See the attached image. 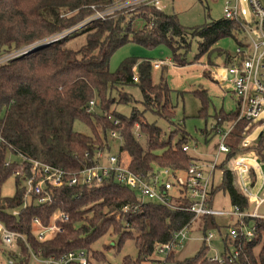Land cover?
Here are the masks:
<instances>
[{"label":"trees","instance_id":"1","mask_svg":"<svg viewBox=\"0 0 264 264\" xmlns=\"http://www.w3.org/2000/svg\"><path fill=\"white\" fill-rule=\"evenodd\" d=\"M117 1L0 0V57L18 53L0 63V136L4 139L0 142V221L21 234L18 249L7 254L25 264L31 263L30 248L41 249L46 257L85 249L90 254L91 264L92 257L102 261L105 254L92 250L91 246L108 232L118 234L119 245L125 239H134L137 258L125 257V261L142 264L158 252L159 247L172 242L175 234L193 218V213L186 209H175L139 196L136 191L116 182L113 175L93 184L68 185L66 180L96 165L100 152L116 154L119 164L139 175L162 168L185 171L191 164L201 163L183 148L189 146L184 118L175 121L173 88L167 80L162 77L154 82V62L127 57L116 71H112L110 59L128 42L146 47L165 43L172 50L174 64L185 67L190 63L186 54L195 40L198 47L195 59L204 55L210 59L216 54V63L209 60V64H218V58H222L227 66L234 62L236 51L232 54L217 43L225 37L237 40V35L243 34L242 26L235 20L222 18L186 27L176 14L144 3L118 10L105 19L92 18L96 9H105ZM83 22L82 27L62 35ZM80 34H86L87 38L82 48H68V39ZM58 36L35 51L23 53L39 41ZM242 44L244 42L239 40L238 45ZM130 86L139 87L140 99L127 90ZM194 92L201 93L204 105L210 101L207 90ZM119 105H132L131 113L119 111ZM149 114L165 120L170 126L168 131L156 120L150 121ZM206 114L202 108L200 115ZM237 116V106L230 111H216V123L210 133L223 130V125L234 122ZM76 122L86 124L91 132L76 130ZM249 122H236L227 138L231 149L218 164L223 170V180L212 187L211 204L213 195L223 190L230 196L233 206L241 211L253 208L239 192L235 174L228 168V161L239 151H255L264 161V135L250 147L239 142ZM202 133L209 138L207 127ZM116 139L120 142L114 152L111 141ZM34 161L63 169L66 180L60 186L46 183L41 193L34 190L28 193L27 180L37 170ZM10 177L15 179L16 190L14 195L4 196L2 187ZM45 195L49 200L37 201ZM183 202L186 200H177V203ZM187 205L183 203L182 206ZM61 214L68 218L59 217ZM55 216L64 231L39 241L33 228L34 218L48 225ZM198 219L205 237L209 229H220L216 215ZM232 226L238 228L240 234L236 239L224 236L222 260H211L210 247L204 239L195 255L175 260L176 247L169 251L165 262L264 264V214L234 220ZM244 227L252 228L251 239L244 234Z\"/></svg>","mask_w":264,"mask_h":264},{"label":"built area","instance_id":"2","mask_svg":"<svg viewBox=\"0 0 264 264\" xmlns=\"http://www.w3.org/2000/svg\"><path fill=\"white\" fill-rule=\"evenodd\" d=\"M247 1L252 11L253 24L246 19V11L242 8L240 0H227L224 6L223 18L239 22L243 33L247 36V41L237 46V56L234 57V62L226 66V73L230 77L233 92L237 98L238 116L234 122L230 123L228 130L217 131L221 139L215 160L210 161L206 166H202L201 163H193L185 171L177 170L174 172L169 168H162L139 175L129 167L119 164L116 154L105 155L100 152L96 156L98 159L96 165L83 169L68 180L64 178L66 172L63 169L34 161L37 170L27 180L28 193L32 190L41 193L46 183H50L52 186H60L66 180L68 185L77 183L93 184L99 183L106 176L113 175L116 182L136 191L139 196L145 199L175 209H186L192 212L193 218L190 223L204 215L228 214L233 216L235 220L243 217H261L263 214H259V209L264 206V161L255 151H239L228 161V168L235 174L237 188L253 205L252 210L241 211L237 206H234L233 211L224 212L215 209L213 204L210 203V192L213 187V184L210 186V181L213 180L215 169L219 164L218 156L220 154L227 155L230 152L231 148L227 143L230 132L236 122L239 120L253 121L258 118L260 112L264 109V0ZM143 3L162 9L161 0H118L114 5L105 9H96L92 18L105 19L118 10ZM92 8H95V6L92 5ZM57 38L59 36L50 38V40H56ZM17 54L0 57V63ZM163 64L164 61L154 62L156 68L162 67ZM174 66L176 65L174 64ZM134 79L137 80L136 76H134ZM93 103L91 101V104ZM113 135H116V133H113ZM1 141H4V139L0 136ZM183 148L189 150L188 145ZM179 199H185L186 202L183 203H188V205L184 207L182 206L183 203H177ZM47 200H49L48 195L37 199L40 203ZM59 217L65 220L68 218L62 214ZM55 218L56 216L48 225H44L39 219L34 218L33 228L39 241H45L64 231L62 225L58 224ZM190 223L175 234L172 242L159 247L158 253L167 256L172 248L178 247L186 238ZM243 232L249 239L253 236V230L250 227H244ZM239 234L238 228L235 226L229 227L227 235L231 238L236 239ZM212 237L213 234L209 232L205 237L207 243L211 241ZM19 238H22L21 234L8 229L0 221V264H25L24 261H18L7 254L9 251L16 250ZM233 252L235 255L238 254L237 250H233ZM30 253V264H91L90 254L85 249L67 251L58 257L55 255L46 257L41 249L36 251L30 248ZM216 259L222 260V257L211 256V260ZM154 264H166V262L159 259Z\"/></svg>","mask_w":264,"mask_h":264},{"label":"rangeland","instance_id":"3","mask_svg":"<svg viewBox=\"0 0 264 264\" xmlns=\"http://www.w3.org/2000/svg\"><path fill=\"white\" fill-rule=\"evenodd\" d=\"M227 0H161L162 10L169 14H176L180 23L186 27H195L205 24L210 20L222 19L224 16V6ZM242 8L245 9V17L248 22L252 23L253 15L251 8L247 0H240ZM82 24L76 28L82 27ZM253 24V23H252ZM73 28V29H76ZM72 29V30H73ZM71 30V31H72ZM71 31L63 32L65 35ZM239 40L247 41V36L243 33L237 35V40L232 37L222 38L217 45L227 50L230 53H234L238 46ZM86 34H80L73 38L68 39L66 46L74 50H80L86 43ZM198 52L197 41H193L190 50L187 52V59L190 62L186 67L179 69L174 66L172 58L171 48L161 43L154 47H146L138 42H128L118 48L110 59V69L116 71L122 60L127 57L147 58L152 62L164 61V64L160 68L152 69V76L154 82H159L164 77L168 84L173 88L171 98L176 105V117L175 121H183L184 127L189 134V153L197 158L202 166H206L210 161L215 160L218 144L220 142V135L217 131L210 133V129L215 125L216 120L214 114L221 109L229 111L236 108V99L234 98L231 89V82L220 76L222 71L226 70L224 65L209 68L213 72L212 77L206 75L209 66V60L216 63V54L210 56L204 55L199 60L195 59ZM225 80V81H224ZM226 81H229L228 84ZM207 90L210 101L207 104H203L201 93H195L194 91ZM129 92L136 99L141 98V91L137 86H130L127 88ZM207 105V106H206ZM205 108L206 115H200V110ZM132 105H119L118 110L124 114L129 115L131 113ZM148 119L150 121H157V123L164 129L170 128L169 124L161 119L156 118L154 115L149 114ZM230 123L223 125L224 130L230 128ZM208 129L209 138L203 135L202 130ZM75 129L85 133H90V128L82 123L76 122ZM264 135V109L260 112L258 118L249 122L245 129L241 132L239 142L243 146H253L258 143L261 136ZM143 139V138H142ZM176 139V138H175ZM120 140L116 139L111 141L112 150L117 152ZM226 155L220 154L218 156V163L220 164ZM20 159L18 156L16 157ZM207 170V169H206ZM223 180V170L221 168L215 169L213 180L210 181V186L220 185ZM16 190V184L14 177H10L2 187V194L4 196L14 195ZM213 207L217 210L224 212L233 211V204L230 196L223 190H218L213 195ZM259 214H264V206L259 209ZM219 228L209 229L207 234L211 232L213 237L208 242L210 247L209 255L220 257L224 250V236H226L229 227L232 226L235 218L228 214L216 215ZM200 219H198L193 226L189 229L186 238L176 248L174 258L175 260H182L186 257H190L196 254L198 249L204 243V233L199 228ZM220 230V231H219ZM118 234L114 232H108L104 236L98 238L92 244V250H98L105 254V259L102 261L93 259L92 264H133L132 262H126L125 257L129 260L136 259L138 250L135 240L132 238L125 239L124 242L118 244ZM166 255L158 253L157 251L142 264H154L156 260H165ZM166 264H174L173 261H168Z\"/></svg>","mask_w":264,"mask_h":264},{"label":"crops","instance_id":"4","mask_svg":"<svg viewBox=\"0 0 264 264\" xmlns=\"http://www.w3.org/2000/svg\"><path fill=\"white\" fill-rule=\"evenodd\" d=\"M220 65H224L225 67H226V65H225V63L223 62V60H222V58H218V64H209V66L207 67L208 68V70H209V72H210V74H206L208 77H212L213 76V72H212V70L211 69H209V68H212V69H214V67H218V66H220ZM186 67V66H185ZM177 68H179V69H182V68H184V67H179V66H177ZM224 73H226V70L225 71H222L221 73H220V76L222 77H224V78H227L229 81H230V77H229V75L226 73V74H224ZM225 81V80H224ZM229 81H226L228 84H230L229 83ZM231 82V81H230ZM231 91H232V94H233V96H234V98L236 99V106H237V98H236V96L234 95V92H233V87H232V82H231ZM226 111V110H225ZM230 111V110H229Z\"/></svg>","mask_w":264,"mask_h":264},{"label":"water","instance_id":"5","mask_svg":"<svg viewBox=\"0 0 264 264\" xmlns=\"http://www.w3.org/2000/svg\"><path fill=\"white\" fill-rule=\"evenodd\" d=\"M53 39H48V40H43V41H39L38 43H35L31 46H29L23 53H29V52H32V51H35L37 50L38 48L48 44L50 41H52Z\"/></svg>","mask_w":264,"mask_h":264}]
</instances>
